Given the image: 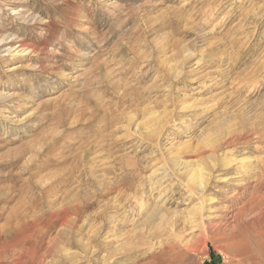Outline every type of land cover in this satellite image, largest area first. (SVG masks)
Returning <instances> with one entry per match:
<instances>
[{"label": "rangeland", "instance_id": "obj_1", "mask_svg": "<svg viewBox=\"0 0 264 264\" xmlns=\"http://www.w3.org/2000/svg\"><path fill=\"white\" fill-rule=\"evenodd\" d=\"M0 42V264H264V0H0Z\"/></svg>", "mask_w": 264, "mask_h": 264}, {"label": "bare ground", "instance_id": "obj_2", "mask_svg": "<svg viewBox=\"0 0 264 264\" xmlns=\"http://www.w3.org/2000/svg\"><path fill=\"white\" fill-rule=\"evenodd\" d=\"M1 43V42H0ZM21 46V45H20ZM18 47V46H17ZM25 47V46H24ZM24 49V48H23ZM28 49V48H27ZM31 49V48H30ZM23 52H24V50H22ZM22 52V53H23ZM131 119L132 118H130V125H131V123H132V121H131ZM151 119V118H150ZM133 120V119H132ZM61 123V122H60ZM61 125V124H60ZM62 126V125H61ZM133 126V125H132ZM147 126V125H146ZM141 128V127H140ZM131 130V129H130ZM145 132H144V134H148L149 135V127L147 126L145 129ZM138 133H139V131H140V129H139V126H137V130H136ZM264 133V132H263ZM146 137V136H145ZM148 137V136H147ZM261 138V137H260ZM147 139H149V138H147ZM151 140V139H150ZM95 147V146H94ZM91 152L92 151H89V150H86V151H84V155H83V157L84 158H89L90 156V154H91ZM236 158V157H235ZM213 159V158H212ZM85 160V159H84ZM205 160V159H204ZM207 160V159H206ZM234 160V159H233ZM251 160V159H250ZM253 160V159H252ZM245 161H247V160H245ZM173 163V162H172ZM177 163V162H176ZM193 163H195L194 161H193ZM189 164V165H188ZM221 164H222V167H225L226 169L227 168H229L232 164H233V162H232V159L230 158V157H224L222 160H221ZM254 164V163H253ZM172 165H174V164H172ZM180 165V164H179ZM184 165H186V167L185 168H187V165H188V167L190 166V163L188 162H186V163H184ZM191 165H192V163H191ZM205 165V164H204ZM207 165V164H206ZM194 166V165H193ZM196 166V165H195ZM247 166H249V165H247V164H243L241 167L242 168H246ZM174 168V167H173ZM191 168H194V167H191ZM203 168V167H202ZM201 168V169H202ZM205 168V167H204ZM204 168H203V170H204ZM208 169H207V173H204V171H199V170H192V171H194L193 173H191V172H188L187 174H186V178L188 179L187 180V184L189 185V187H191L192 188V190H193V192L195 193V194H200V192H205L207 189H208V186H209V184H210V178H211V176L209 175L210 173H213V171H214V169H215V167L213 166V164H211V165H208V167H207ZM177 169V168H176ZM195 169V168H194ZM197 169V168H196ZM258 169V168H257ZM180 170V169H179ZM261 170H262V168H261ZM167 171V170H166ZM190 171V170H189ZM255 172V168L254 169H252V170H250V171H248V172ZM177 174V173H176ZM183 174V173H182ZM220 174H221V172H220ZM170 175V174H169ZM181 175V174H180ZM184 175V174H183ZM257 175V174H256ZM171 176H173V174H171ZM228 176V175H227ZM257 177V176H256ZM260 177V176H259ZM258 177V178H259ZM256 179V178H255ZM264 179V178H263ZM183 182V181H182ZM182 184V183H181ZM160 185V184H159ZM151 186V185H150ZM157 187V186H156ZM112 188V187H111ZM153 188V187H152ZM118 190V189H117ZM144 192V191H143ZM71 193V192H70ZM212 193V192H211ZM68 194V193H67ZM237 194V193H236ZM110 195V194H109ZM77 196V195H76ZM235 197V196H234ZM127 199V198H126ZM125 199V201H127ZM257 199V198H256ZM122 200V199H121ZM121 200H119L118 202V207L121 209V208H123L124 206H123V203L121 202ZM263 200V199H262ZM92 201V200H91ZM212 200L211 199H209V202H211ZM215 201V200H214ZM115 202H117V201H115ZM201 202V201H200ZM252 203V202H251ZM125 204H126V202H125ZM201 204V203H200ZM237 204V203H236ZM62 205V204H61ZM114 205V204H113ZM116 205V204H115ZM148 205V204H147ZM198 205H199V203H198ZM203 205V204H202ZM81 205H76V209L78 210L79 209V207H80ZM164 206V205H163ZM61 207V206H60ZM113 207H115V206H113ZM148 207V206H147ZM111 208V207H110ZM161 208V207H160ZM251 208V207H250ZM245 209V208H244ZM72 210H74V208L72 209ZM163 210V209H162ZM263 210V209H262ZM70 211H71V209H70ZM158 211H161V209L159 210L158 208H156V209H154V214L156 213V212H158ZM194 213L196 214V213H198V212H200L201 211V207H197V206H195L194 207ZM246 211V210H245ZM264 211V210H263ZM77 212V211H76ZM258 213H259V211H258ZM261 213H262V211L260 212V215H261ZM153 214V215H154ZM152 215V214H151ZM150 215V216H151ZM248 215V214H247ZM155 216V215H154ZM153 216V217H154ZM158 216V215H157ZM241 216V215H240ZM58 217V216H57ZM243 217V216H242ZM205 218V217H204ZM151 219H153V218H151ZM129 221V220H128ZM151 221V220H150ZM194 221V220H193ZM203 221V220H202ZM237 221H239V220H237ZM191 222V221H190ZM243 222V221H242ZM192 223H194V222H192ZM43 224V223H42ZM85 224V223H84ZM93 224V223H92ZM145 224V223H144ZM143 224V225H144ZM65 225H67L66 223H65ZM120 225V224H119ZM139 225H141V224H139ZM41 226V225H40ZM142 226V225H141ZM141 226H139L140 228H141ZM67 227V226H66ZM139 227H137L138 229H139ZM136 228V227H135ZM136 228V230H138ZM155 230H156V228H155ZM173 230V229H172ZM203 230V229H202ZM209 230V229H208ZM124 231V229L123 228H121V236L123 235V232ZM142 231H143V229H142ZM88 232V231H87ZM139 232V231H138ZM103 233V232H102ZM128 232H126V234H127ZM131 233V232H130ZM163 233H164V231H163ZM194 234V233H193ZM88 235V234H87ZM138 235V234H137ZM136 235V236H137ZM154 235V234H153ZM153 235H152V237H153ZM127 236H130L131 237V235H127ZM151 236V235H150ZM126 237V236H125ZM130 237H128V240H129V238ZM140 237V236H139ZM192 237V236H191ZM213 237V236H212ZM211 237V238H212ZM120 238V240L119 241H121V237H119ZM145 238V237H144ZM182 238V237H181ZM188 238V237H187ZM126 238H124L123 240H125ZM149 239V238H148ZM184 239V238H183ZM127 240V241H128ZM131 240H133V238L131 239ZM163 239L162 238H160L159 239V241L161 242ZM118 243V242H117ZM133 243H134V241H133ZM184 243L185 244H190L191 243V240H187V239H185V241H184ZM203 243V242H202ZM122 244V243H121ZM124 245V243L122 244V246ZM117 246H118V244H117ZM116 246V247H117ZM138 246V245H137ZM120 247V246H119ZM134 248V247H133ZM164 248V247H163ZM83 249V248H82ZM26 250V249H25ZM117 250H119V249H117ZM123 250V249H122ZM173 250V249H172ZM122 252V251H121ZM132 252V251H131ZM20 253H22V252H20ZM51 253V252H50ZM128 253V252H127ZM131 254V253H130ZM23 255V254H22ZM122 255V254H121ZM125 255V254H124ZM25 256V255H24ZM23 256V257H24ZM43 258V257H42ZM17 259H19V258H17ZM21 260V259H20ZM259 264V263H258Z\"/></svg>", "mask_w": 264, "mask_h": 264}]
</instances>
